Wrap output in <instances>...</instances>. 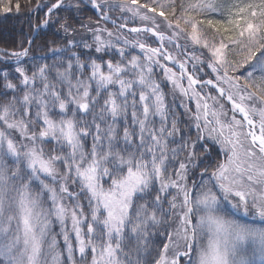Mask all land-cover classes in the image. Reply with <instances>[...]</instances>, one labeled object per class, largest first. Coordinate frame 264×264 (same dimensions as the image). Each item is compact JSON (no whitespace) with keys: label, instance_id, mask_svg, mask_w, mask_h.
Instances as JSON below:
<instances>
[{"label":"snow or ice","instance_id":"snow-or-ice-1","mask_svg":"<svg viewBox=\"0 0 264 264\" xmlns=\"http://www.w3.org/2000/svg\"><path fill=\"white\" fill-rule=\"evenodd\" d=\"M0 13L67 37L0 48V264H264V0Z\"/></svg>","mask_w":264,"mask_h":264},{"label":"trees","instance_id":"trees-1","mask_svg":"<svg viewBox=\"0 0 264 264\" xmlns=\"http://www.w3.org/2000/svg\"><path fill=\"white\" fill-rule=\"evenodd\" d=\"M67 15V14H66ZM84 23L95 22L97 20V13L94 9L91 8V5H88L83 9V14H77ZM114 16H119L120 13H114ZM40 15L29 16L26 14H21L19 16L15 14H2L0 13V48L8 49V50H18L21 46L22 41H26L31 38L35 28L40 25ZM101 23H103L101 21ZM73 25L79 29V25L73 21ZM109 28L112 25L109 23L107 25ZM90 35L88 33H84L82 30L80 34L76 36V39H80L81 36ZM67 37L63 33L61 29L57 26H51L45 29H40L32 43V46L29 50L30 57H34L37 60L44 58L46 62L51 63L52 53L48 51V48L55 43L58 46L63 47L65 44V40ZM23 46L27 47L26 42ZM77 53L84 51L83 49H77ZM69 55H71L69 53ZM30 63V61H29ZM0 71H7L13 75L14 72V61H3L0 60ZM205 71H209L205 69ZM165 92H169V88L165 87ZM213 95L216 93L213 91ZM225 107L229 106L225 102ZM182 110V109H181ZM179 110V112L181 111ZM183 112V110H182Z\"/></svg>","mask_w":264,"mask_h":264},{"label":"rangeland","instance_id":"rangeland-1","mask_svg":"<svg viewBox=\"0 0 264 264\" xmlns=\"http://www.w3.org/2000/svg\"><path fill=\"white\" fill-rule=\"evenodd\" d=\"M119 16H120V15H119ZM130 26H132V25H130ZM156 71L159 72V69H157ZM8 73H9V72H8ZM12 73L14 74V72H12ZM9 75L11 76V73H9ZM157 79H160V77H157ZM162 86H163V85H162ZM169 98H171V97L169 96ZM179 110H181V109H178V111H179ZM182 110H183V109H182ZM182 110L180 111L181 113H182Z\"/></svg>","mask_w":264,"mask_h":264},{"label":"water","instance_id":"water-1","mask_svg":"<svg viewBox=\"0 0 264 264\" xmlns=\"http://www.w3.org/2000/svg\"><path fill=\"white\" fill-rule=\"evenodd\" d=\"M35 36H36V35H35V33H34L33 36H32V38H31L32 41L35 39ZM29 50H30V49H29Z\"/></svg>","mask_w":264,"mask_h":264}]
</instances>
